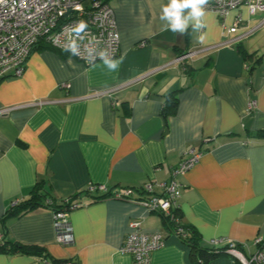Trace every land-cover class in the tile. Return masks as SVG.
<instances>
[{"label": "crops", "instance_id": "obj_1", "mask_svg": "<svg viewBox=\"0 0 264 264\" xmlns=\"http://www.w3.org/2000/svg\"><path fill=\"white\" fill-rule=\"evenodd\" d=\"M118 30L119 69L85 64L38 42L20 76L0 79V245L3 240L42 246L47 258L0 251V264H133L121 252L129 221L164 236L150 264H193L189 246L159 213L138 203L102 197L107 190L167 181L183 154L200 150L178 177L177 219L201 244L237 242L247 254L264 238V24L241 5L222 34L208 9L205 43L199 33L161 31L160 6L167 0H106ZM143 42V43H141ZM200 52L173 61L190 50ZM247 66V68H245ZM178 98L173 114L161 109L168 93ZM112 99L119 105L114 108ZM255 108L246 111L248 101ZM40 185L54 202L82 201L69 209L73 241L55 239L54 215L45 205L3 215ZM61 262L60 264H62ZM50 264V263H49ZM208 264H240L225 253Z\"/></svg>", "mask_w": 264, "mask_h": 264}, {"label": "built area", "instance_id": "obj_2", "mask_svg": "<svg viewBox=\"0 0 264 264\" xmlns=\"http://www.w3.org/2000/svg\"><path fill=\"white\" fill-rule=\"evenodd\" d=\"M241 5L245 6L250 14L261 15L259 25L264 24V0H210L208 9L217 15L223 35L237 29L240 17H237L231 26H227L224 20L231 11ZM80 19L87 21L89 36L97 39L98 47L107 48L114 58L117 57L119 54L118 30L113 10L106 0H0V79L20 76L24 71L27 55L38 42L47 43L54 49L69 53L64 50L70 33L69 26ZM200 51L199 49L190 50L173 61L183 60ZM74 57L89 64L83 44L80 55ZM118 105L119 103L112 99V106L116 108ZM254 108L255 101H248L246 111L250 112ZM8 111L7 108H0V115ZM200 154L201 151L196 149L185 152L180 161L171 168V176L167 181H148L136 187H118L111 189L108 197L125 199L140 204L148 211L157 212L161 217L176 224L175 230L180 232L177 204L182 184L178 177L196 163ZM87 189L98 192L107 191L103 185H90ZM78 205L81 203L75 202L68 208L52 211L55 239L60 244L73 241L67 211ZM128 223L130 231L120 247L121 252L128 253L133 264H150L151 253L163 245V234L142 231L141 222L138 219H132ZM1 237L0 234V239ZM254 241L256 248L247 254L236 249L237 242L226 241L227 253L238 259L240 264H264V238L258 237ZM212 243L222 244L223 240L214 239L210 241V244ZM239 245L242 248L245 247L242 244ZM62 264L75 263L66 261Z\"/></svg>", "mask_w": 264, "mask_h": 264}, {"label": "clouds", "instance_id": "obj_3", "mask_svg": "<svg viewBox=\"0 0 264 264\" xmlns=\"http://www.w3.org/2000/svg\"><path fill=\"white\" fill-rule=\"evenodd\" d=\"M209 4L210 0H167V3L160 6L161 31L185 36L191 30L193 33H199L197 37L199 43H205L208 38V33L204 30L208 27ZM69 28L70 33L65 51L73 56H79L83 44L89 64L95 65V61L98 59L109 72L119 69L123 57L114 58L107 48H99L97 39L89 36L87 21L80 19Z\"/></svg>", "mask_w": 264, "mask_h": 264}, {"label": "trees", "instance_id": "obj_4", "mask_svg": "<svg viewBox=\"0 0 264 264\" xmlns=\"http://www.w3.org/2000/svg\"><path fill=\"white\" fill-rule=\"evenodd\" d=\"M165 102L162 106V113L164 116H168L169 114H173L175 112L178 98L174 92L168 93V95L164 98ZM88 189L86 190V192ZM111 190L100 191L99 195L92 197V200H96L102 197H108L110 195ZM98 193V191H96ZM78 202L83 204L82 201H73L71 199H63L62 201L54 202V200L46 194V192L41 190L40 185H35L30 192V195L21 202H14L13 205L7 212L3 215L2 220L5 221L10 216H19L27 213L28 210H31L39 205H45L50 208L52 211L59 210L63 208H68L71 204ZM164 224L166 227L170 228L173 233L179 235L181 241L189 246V256L192 259L193 264H208L209 261L213 260V258L225 255L227 253L228 243H220V244H210L209 246H204L201 244L198 234L190 228H185L178 224L181 227V231L175 230V225L173 222L168 221L166 218L162 217ZM2 240V238H1ZM236 249L240 250L241 246L239 243L236 244ZM0 251H7L8 253H24V254H32L38 257L47 258L48 253L45 249L36 244H23L18 241H7L3 240L0 245ZM65 260H51L48 261L50 264H60Z\"/></svg>", "mask_w": 264, "mask_h": 264}]
</instances>
